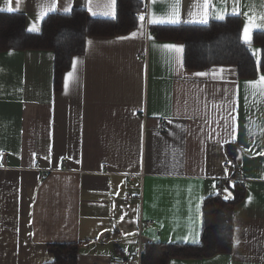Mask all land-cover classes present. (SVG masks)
Returning <instances> with one entry per match:
<instances>
[{
	"label": "crops",
	"instance_id": "1",
	"mask_svg": "<svg viewBox=\"0 0 264 264\" xmlns=\"http://www.w3.org/2000/svg\"><path fill=\"white\" fill-rule=\"evenodd\" d=\"M51 2L21 0L17 9L12 0L11 13L25 15L26 31L38 23L32 34L39 33L41 6ZM69 2L110 19L91 16L86 0H56L48 15L68 14ZM192 2L181 0L182 18ZM170 3L146 0L143 35L134 39L119 38L139 22L126 35L87 38L58 92L51 51L0 53V264L50 262L46 246L56 243H82L78 264H121L145 244L195 245L204 199L237 175L245 196L234 208L231 252L168 264H264V94L247 86L264 73L242 80L232 66L177 70L174 54L161 46L183 44L149 39L147 24L149 12L163 15ZM212 3L231 10V0ZM160 120L166 126L158 132Z\"/></svg>",
	"mask_w": 264,
	"mask_h": 264
},
{
	"label": "trees",
	"instance_id": "2",
	"mask_svg": "<svg viewBox=\"0 0 264 264\" xmlns=\"http://www.w3.org/2000/svg\"><path fill=\"white\" fill-rule=\"evenodd\" d=\"M116 19L92 18L81 9L68 14L47 15L39 33H29L22 13L0 12V53L41 50L53 53V90L61 89L62 76L73 57L82 56L89 37H115L135 30L137 17L146 15V0H116ZM239 17L210 21L207 25L148 26L155 40L183 44V66L186 70L203 71L212 66H232L239 79L252 80L258 75L255 59L238 39ZM253 44L261 50L260 72L264 73V34H254ZM235 147H225L232 159ZM225 194L205 198L202 205L200 243L195 245L145 244L140 264H168L173 259H206L232 250L233 212L245 196L243 183L225 182ZM228 196V199L225 197ZM82 243H56L46 246L52 260L44 264H78Z\"/></svg>",
	"mask_w": 264,
	"mask_h": 264
},
{
	"label": "snow or ice",
	"instance_id": "3",
	"mask_svg": "<svg viewBox=\"0 0 264 264\" xmlns=\"http://www.w3.org/2000/svg\"><path fill=\"white\" fill-rule=\"evenodd\" d=\"M16 8L18 9L21 0H15ZM153 4L157 3L158 0H151ZM161 2H167V0H161ZM221 3L227 4L228 0H220ZM12 0H5V7L0 8V11H8L12 12L14 9L12 6ZM84 6L87 8L88 12L91 16H103V17H110L111 19L117 18L116 12V0H108L107 3L103 4L102 6L99 4L94 5V0H86ZM169 10L163 15H156L155 13L149 12L147 17V24L149 25H169L175 26L179 24H199V25H207L210 19H215L217 21H225L228 16L232 17H239L243 15L245 18V22L243 24L242 30L239 33L238 39L240 44L245 47L246 51L250 53L251 57L255 59L256 63V71L259 74L260 66H261V58H260V49H254L252 47L253 44V37L254 34L260 33L264 34V0H260V6L257 8L255 5L249 7L248 4L242 3V0H231V10L228 11L226 8H217L213 3L212 0H193L192 4L190 5L189 11L187 13V18H182L181 16V0H171V3L168 4ZM243 8H247L248 10L242 11ZM72 10L71 3H67L63 6V12L69 13ZM57 11L56 0H52L50 4H46L41 6L39 15L37 20L44 19L50 12ZM139 21V26L136 31L132 32L130 36L120 37L121 40H128L134 39L137 36L143 35L144 31V22H145V14H140L137 17ZM28 32H38L39 31V24L33 23L27 29ZM149 39H152L149 36ZM89 44L92 42L89 41ZM164 50H167L170 53H173L172 60L177 68V70L182 68V53H183V46L182 45H175V44H164L161 46ZM78 61H72V68L73 71L67 73L64 77V87L65 89L69 86V81L73 76V73L76 69ZM224 70L221 69L220 72L222 73ZM193 75L199 77H206L210 75L208 72H197ZM249 87L253 89H258L261 94H264V75H259L257 80L251 81L248 83ZM142 127V126H141ZM260 155H264V153H260ZM229 197L226 196L225 199ZM251 202V197H249L248 203ZM200 205H197V210H199ZM185 242L188 241V238L185 237ZM191 243L198 244L200 243V234L197 232L195 236L191 239ZM239 241L235 236H233V247H235Z\"/></svg>",
	"mask_w": 264,
	"mask_h": 264
},
{
	"label": "built area",
	"instance_id": "4",
	"mask_svg": "<svg viewBox=\"0 0 264 264\" xmlns=\"http://www.w3.org/2000/svg\"><path fill=\"white\" fill-rule=\"evenodd\" d=\"M145 17H146V15H145ZM165 126H166L165 122H164L163 120H160L159 123H158L157 131H158V132L163 131V129L165 128ZM5 156H6V153H5V152H2V153H1V159H0V161H1L2 164H5V162H6V158H5ZM63 163H65V159H64ZM105 168H107V165L105 166ZM239 170H240V167H236V168H235V171L238 172ZM44 175H45L44 172L40 173V175H39V177H38V181H39V182H41V181L43 180ZM129 179H132V178L129 177ZM226 180H228V179H223V180H221V181L218 183V185H217V190H216V194H217V195H219V196L222 195L223 190H224V188H225V182H226ZM235 180L238 181V182H240V183H242V181H241V179H240V177H239L238 175H237V177H235ZM133 198H134V196H126V197L124 198V200H125V201H131ZM143 224H145V225H147V226H151V225H152V222H150V221H145ZM134 262H135L136 264H140V253H138L137 256L135 255L134 257H132L131 260L124 261V262L121 263V264H133Z\"/></svg>",
	"mask_w": 264,
	"mask_h": 264
}]
</instances>
